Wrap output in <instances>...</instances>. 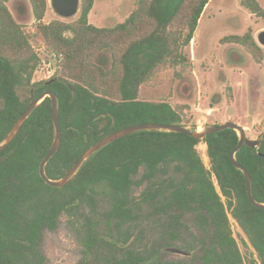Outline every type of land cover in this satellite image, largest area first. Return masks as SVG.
Here are the masks:
<instances>
[{"label":"trees","instance_id":"trees-1","mask_svg":"<svg viewBox=\"0 0 264 264\" xmlns=\"http://www.w3.org/2000/svg\"><path fill=\"white\" fill-rule=\"evenodd\" d=\"M8 1L0 0V141L29 104L32 87L34 96L53 91L61 142L45 164L48 178L62 177L89 145L119 128L141 122L185 125V105L140 98V89L167 67L188 66L187 47L209 0H177L172 8L169 0H135L124 20L110 27L89 22L94 0H80L71 21L48 22L43 20L48 0H16L20 18L30 9L32 32L23 29ZM239 3L264 20L258 0ZM39 41L60 66L48 83L32 79ZM220 42L242 45L256 63L263 58L249 31ZM103 49L110 52L107 69L93 60ZM53 138L51 99L45 96L0 151V264H44L38 249L43 230H54L63 212L76 216L82 205L88 212H79L82 222H73L76 238L94 252L97 264H243L226 210L264 264V208L251 203L244 176L230 159L236 130L201 139L183 132H133L90 155L60 187L39 175ZM200 142L206 144L209 169L197 152ZM235 157L251 177L253 197L264 202V139L259 147L243 145ZM98 187L108 204L100 212ZM90 215L103 219V234ZM134 229L140 239L149 234L150 244L128 246ZM172 245L192 254L164 262L169 252L163 248Z\"/></svg>","mask_w":264,"mask_h":264},{"label":"rangeland","instance_id":"rangeland-1","mask_svg":"<svg viewBox=\"0 0 264 264\" xmlns=\"http://www.w3.org/2000/svg\"><path fill=\"white\" fill-rule=\"evenodd\" d=\"M15 1L7 2L15 18L22 24L25 31H33L34 18L30 9L26 17L20 18L15 8ZM27 3V0H24ZM177 0H169L172 8ZM264 8V0H258ZM135 0H94V7L88 15L90 23L98 27H110L124 20L134 8ZM61 18L51 7H48L44 21L62 19L71 21L78 16ZM203 18V19H202ZM264 30V20L250 13L240 5L239 0H209L203 9L200 25L194 32V38L187 47L188 66L180 71L179 67H167L141 86L140 98L146 100H165L170 105H185L182 110L183 124L190 129H203L213 124L232 121L245 130L250 139H260L264 133V46L256 40V34ZM251 33L263 51L261 62L256 63L251 54L240 44L220 42L228 35H244ZM34 50L40 60L33 72V81H41L55 65V55L42 42L34 44ZM93 60L105 69L110 67V52L103 49ZM179 73V74H176ZM48 80V79H45ZM197 152L206 168L210 163L206 153V144L200 142ZM212 179L217 187L215 178ZM143 185L134 189L138 195ZM98 210L105 209L108 204L102 200L98 187ZM103 197V198H102ZM224 199V197H222ZM79 212L87 213V205H82ZM79 212L71 217L63 212L54 230H45L41 234L38 246L44 264H97L98 257L94 252L86 251L78 242L75 234L76 222H82ZM98 233L103 234L104 221L100 217L90 215ZM74 222V223H73ZM230 229L237 242L243 264H259L258 255L249 243L238 223L229 220ZM136 237L133 230L128 246L144 247L150 244L152 237ZM164 262L173 263L188 259L178 253H167L161 258ZM259 259V258H258Z\"/></svg>","mask_w":264,"mask_h":264},{"label":"water","instance_id":"water-1","mask_svg":"<svg viewBox=\"0 0 264 264\" xmlns=\"http://www.w3.org/2000/svg\"><path fill=\"white\" fill-rule=\"evenodd\" d=\"M49 6L53 10V12L61 17V18H69L77 14V12L80 9V0H48ZM256 40L257 42L264 46V30L259 31L256 34ZM53 79H48L46 83L51 81ZM45 96L50 97L51 99V119L54 126V138L52 140V143L49 147V150L47 151L46 155L43 157L39 164V175L40 177L45 181V183L52 185V186H63L67 183H69L74 176L79 171L80 167L84 163V161L93 153L98 151L103 146L107 145L111 141L133 133L137 131L142 130H153V131H166V132H183L186 134H189L197 139H201L207 134L220 131L226 128H231L237 131L238 133V142L237 145L232 149L230 152V159L232 164L239 169L245 179V186L247 190V195L249 200L253 205H255L258 208H264V202L257 201L253 195H252V189H251V177L246 170L237 160L235 157L236 152L243 146L247 145L250 147H259L261 145L262 140L264 139V133L262 134L260 139H250L246 136L245 130L242 126L237 125L236 123L232 121H228L222 124H213L206 126L203 129H196L192 130L189 127L181 124H166V123H156V122H141V123H135L132 125H128L122 128H119L117 130H114L105 136H103L100 140L96 141L95 143L89 145L78 157V159L71 165V167L68 169V171L60 178L58 179H50L46 176L44 167L48 159L55 153V151L58 149L60 142H61V128L59 123V117H58V103H57V97L56 94L51 90H44L40 94L34 96V87L31 88V99L29 101V104L25 108V110L19 115V117L16 119V121L13 123L9 131L4 135L2 140L0 141V151H2L14 138L24 121L27 119V117L30 115L31 111L34 109V107L40 103ZM2 157H0L1 160ZM163 251L171 252V253H178L181 255H191L192 253H188L184 251L182 248L178 246H166L163 248Z\"/></svg>","mask_w":264,"mask_h":264},{"label":"built area","instance_id":"built-area-1","mask_svg":"<svg viewBox=\"0 0 264 264\" xmlns=\"http://www.w3.org/2000/svg\"><path fill=\"white\" fill-rule=\"evenodd\" d=\"M53 55H54V54H53ZM58 62H60V58L58 59ZM59 68H60V66L57 64V60H55V65L53 66V68H50V70H49V69L46 70L48 74L45 75V76H43V78H45V79H49V78L55 73V71L58 70ZM45 79H44V80H45ZM41 80H43V79H41ZM213 177H214V176H213ZM226 213H227V216H228L229 220L236 221V220L232 217V215H231V213H230L229 210H226Z\"/></svg>","mask_w":264,"mask_h":264},{"label":"flooded vegetation","instance_id":"flooded-vegetation-1","mask_svg":"<svg viewBox=\"0 0 264 264\" xmlns=\"http://www.w3.org/2000/svg\"><path fill=\"white\" fill-rule=\"evenodd\" d=\"M61 214H62V213H61ZM61 214L58 215L57 224H58V221H59V218H60ZM45 230H50V229H44L43 232H44ZM43 232H42V233H43ZM256 260H258V261H259L258 263L260 264V260H259L258 258H256Z\"/></svg>","mask_w":264,"mask_h":264},{"label":"crops","instance_id":"crops-1","mask_svg":"<svg viewBox=\"0 0 264 264\" xmlns=\"http://www.w3.org/2000/svg\"><path fill=\"white\" fill-rule=\"evenodd\" d=\"M93 7H94V4H93ZM93 9V8H92ZM203 13V12H202ZM201 16H202V14H201ZM201 16H200V18H199V21H198V25L197 26H199L200 25V20H201ZM203 19V18H202ZM197 31V28H196V30H195V32ZM193 40V39H192ZM191 40V41H192Z\"/></svg>","mask_w":264,"mask_h":264}]
</instances>
